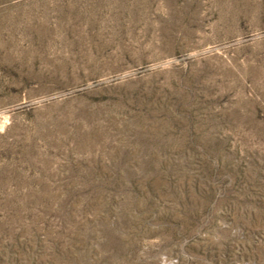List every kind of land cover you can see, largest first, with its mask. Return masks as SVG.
Returning a JSON list of instances; mask_svg holds the SVG:
<instances>
[{
    "label": "rangeland",
    "instance_id": "rangeland-1",
    "mask_svg": "<svg viewBox=\"0 0 264 264\" xmlns=\"http://www.w3.org/2000/svg\"><path fill=\"white\" fill-rule=\"evenodd\" d=\"M0 264H264V0H0Z\"/></svg>",
    "mask_w": 264,
    "mask_h": 264
}]
</instances>
